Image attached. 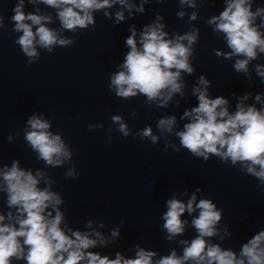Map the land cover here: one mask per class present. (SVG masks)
<instances>
[{"label": "clouds", "instance_id": "1", "mask_svg": "<svg viewBox=\"0 0 264 264\" xmlns=\"http://www.w3.org/2000/svg\"><path fill=\"white\" fill-rule=\"evenodd\" d=\"M29 3H43L57 9V17L61 28L75 32L77 28L88 29L95 27L93 13L119 4L131 14L135 7L128 0H28ZM149 0H142L137 12H143V4ZM163 2V0H158ZM253 0H226L225 8L218 16H212L207 24L213 25L214 33H223L228 53L218 50L215 55L231 59L233 56L243 57L236 59L233 68L236 72L248 75V65L257 59L258 52L264 53V8L252 11ZM180 4L196 8L195 0H180ZM25 0L13 8V31L22 33L15 41L23 54L28 57L27 64L31 66L39 60L37 46L47 52H53L55 47H68L74 43L72 38H62L58 30L46 26L51 23L50 15H40L32 12L25 13ZM39 12V9L36 10ZM183 18L185 13L178 12ZM111 18V14L105 12ZM116 23L125 19L123 11L115 13ZM197 13L193 12L189 20H196ZM260 18V24H257ZM162 16L157 14L156 21L145 25L140 33L137 45L135 27L130 29L131 34L126 38L129 48L124 62L118 67L122 70L110 76L109 91H114L118 98L129 100L143 95L147 103L159 101L157 107H167L175 94L184 96L185 85L182 82V73L192 75L195 71L190 62L194 55L193 46L197 43L199 29L192 28L184 34L174 33L167 38L165 24L160 21ZM4 27L3 15H0V29ZM35 27V31L33 30ZM257 74L264 78V69L256 67ZM264 82V81H262ZM210 81L203 75L198 78L197 86L193 87L192 94L197 97V106L185 110L181 119L190 118V122L183 125V130L175 135L179 138L180 146L187 149L196 157H219L221 162L231 161L233 166L239 163L241 170L260 181L258 187L264 188V107L257 109L255 105L245 107L243 101L250 94L239 97L236 111L232 114L228 110V99L223 96L210 98L208 88ZM260 102L261 96L255 97ZM135 116L136 113L131 114ZM112 123L118 125L117 131L124 137L131 134L128 125L121 115H113ZM176 124L175 116L162 117L156 127L161 132L172 133ZM27 130L24 139L28 146L37 153V159L43 161L47 167L61 166L64 161L71 160L69 151L60 134L49 131L51 124L42 116L32 114L26 121ZM103 127V125H99ZM89 125L88 129L92 130ZM109 131H111L109 129ZM140 137L149 138L153 144L158 142L151 127L144 128ZM9 136L8 140L11 141ZM111 141V137H109ZM178 152L179 149L177 148ZM66 177L78 178L73 169H69ZM0 191L6 193V206L15 208L16 214L8 211L0 214V264H12L14 260H24L26 264H154V251L144 250L137 245L136 258L126 259L119 252L115 259L107 255L87 251L107 243L106 238L98 231L81 232L72 228H62L64 213L59 205L63 200L59 194L51 190L52 183L46 173L37 169L35 174L31 169L20 167L19 160H13L11 167L4 165L0 168ZM41 181L43 188L39 187ZM197 188L187 203L175 197L165 201L167 211L161 216L164 221L162 227L167 233L166 239L182 235L187 224L181 217L187 212L189 215L198 211L191 223L197 235L189 243L181 240L184 245L183 255L178 256L173 250L169 255L155 261V264H264V229L257 232L240 249L239 257L232 250H224L218 244L210 243L206 238L219 235L218 224L222 220V210H218L211 198H202L197 203ZM187 194L186 192L184 193ZM51 208L52 211H48ZM53 211L55 215L53 216ZM6 218L14 223H5ZM88 221L86 228L92 227ZM121 223H124L121 221ZM100 227H104L103 223ZM225 231L227 229L225 228ZM230 235V233H228ZM112 237H119L118 228L112 229ZM95 237V238H93ZM222 239V237H221Z\"/></svg>", "mask_w": 264, "mask_h": 264}, {"label": "water", "instance_id": "2", "mask_svg": "<svg viewBox=\"0 0 264 264\" xmlns=\"http://www.w3.org/2000/svg\"><path fill=\"white\" fill-rule=\"evenodd\" d=\"M12 264H19V263H17L15 260H13V261H12Z\"/></svg>", "mask_w": 264, "mask_h": 264}]
</instances>
